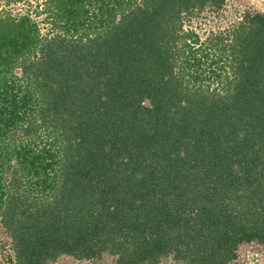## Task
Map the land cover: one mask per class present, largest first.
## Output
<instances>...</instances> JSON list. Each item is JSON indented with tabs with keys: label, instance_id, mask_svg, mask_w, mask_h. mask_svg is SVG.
Returning a JSON list of instances; mask_svg holds the SVG:
<instances>
[{
	"label": "trees",
	"instance_id": "trees-1",
	"mask_svg": "<svg viewBox=\"0 0 264 264\" xmlns=\"http://www.w3.org/2000/svg\"><path fill=\"white\" fill-rule=\"evenodd\" d=\"M20 1L0 0L15 264H228L264 244L263 13L202 31L183 23L224 0Z\"/></svg>",
	"mask_w": 264,
	"mask_h": 264
},
{
	"label": "rangeland",
	"instance_id": "rangeland-1",
	"mask_svg": "<svg viewBox=\"0 0 264 264\" xmlns=\"http://www.w3.org/2000/svg\"><path fill=\"white\" fill-rule=\"evenodd\" d=\"M42 4L43 0H22L15 4V7H21L22 9L31 8L32 10L36 7L38 10H41L43 8ZM246 11L264 14V0H224L218 14L211 11L208 7H204L197 16L187 17L190 18V21H186L185 24L183 23V26H197L202 31H206L210 27L217 30V26L223 28L237 22ZM43 18L44 15L37 17L40 31L43 36H51L55 32V29L52 30L49 21ZM13 258L10 239L0 223V264H15ZM115 259V256L107 253H104L99 258L91 259H76L68 255H61L49 264H116ZM157 264L184 263L175 261L173 257L167 256L161 258ZM228 264H264V244L256 241L240 244L237 248L236 258Z\"/></svg>",
	"mask_w": 264,
	"mask_h": 264
}]
</instances>
